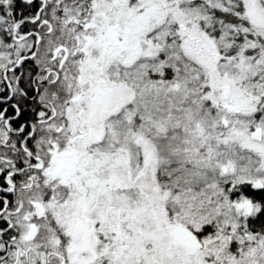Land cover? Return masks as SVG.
<instances>
[{
  "label": "snow or ice",
  "instance_id": "1",
  "mask_svg": "<svg viewBox=\"0 0 264 264\" xmlns=\"http://www.w3.org/2000/svg\"><path fill=\"white\" fill-rule=\"evenodd\" d=\"M0 264H264V0H0Z\"/></svg>",
  "mask_w": 264,
  "mask_h": 264
}]
</instances>
